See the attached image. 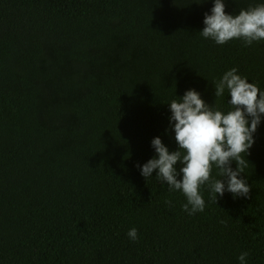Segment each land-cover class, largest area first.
I'll return each instance as SVG.
<instances>
[{"label": "trees", "instance_id": "obj_1", "mask_svg": "<svg viewBox=\"0 0 264 264\" xmlns=\"http://www.w3.org/2000/svg\"><path fill=\"white\" fill-rule=\"evenodd\" d=\"M224 4L234 16L264 0ZM213 5L0 0V264H241L242 252L264 264V117L248 198L214 203L203 185L205 209L189 215L182 192L138 167L157 136L178 150L168 104L187 90L226 113L215 82L235 67L264 91V40L204 38Z\"/></svg>", "mask_w": 264, "mask_h": 264}, {"label": "clouds", "instance_id": "obj_2", "mask_svg": "<svg viewBox=\"0 0 264 264\" xmlns=\"http://www.w3.org/2000/svg\"><path fill=\"white\" fill-rule=\"evenodd\" d=\"M200 3V0H199ZM224 0H214L211 14H204V28L200 34L211 38L218 45L232 39H242L245 46L264 40V4L241 9L237 15L225 13ZM231 106L225 113L218 107L209 106L195 90H187L183 97L173 99L169 105V122H175L173 131L178 150L169 152L159 136L153 138L151 146L157 157L149 159L140 167L141 175L151 178L156 170V179L166 182L170 192L180 191L186 197L182 209L189 215L203 212L205 200L201 186L209 185L211 199L217 201V194L225 191L234 197L248 198L251 187L243 174L249 162L245 159L254 143L256 132L264 117V91L233 67L215 82V97H223L225 91ZM183 166L177 172V162ZM235 162L236 168L231 167ZM213 166L219 179H213ZM182 173V178L177 176ZM226 178V179H222ZM171 203V201H165ZM128 237L138 240L136 228L129 229ZM248 252H242L238 259L245 264Z\"/></svg>", "mask_w": 264, "mask_h": 264}]
</instances>
